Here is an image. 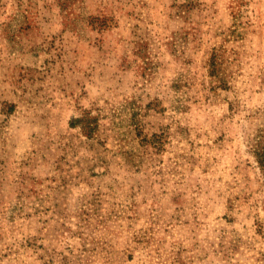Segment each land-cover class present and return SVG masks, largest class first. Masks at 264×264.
<instances>
[{"label":"rangeland","instance_id":"1","mask_svg":"<svg viewBox=\"0 0 264 264\" xmlns=\"http://www.w3.org/2000/svg\"><path fill=\"white\" fill-rule=\"evenodd\" d=\"M0 264H264V0H0Z\"/></svg>","mask_w":264,"mask_h":264}]
</instances>
